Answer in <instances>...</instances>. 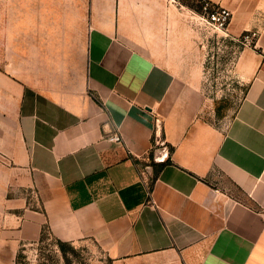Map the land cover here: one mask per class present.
Listing matches in <instances>:
<instances>
[{"label": "crops", "instance_id": "1", "mask_svg": "<svg viewBox=\"0 0 264 264\" xmlns=\"http://www.w3.org/2000/svg\"><path fill=\"white\" fill-rule=\"evenodd\" d=\"M208 1L257 33L224 126L197 114L182 4L0 0V248L47 227L89 264H264V0Z\"/></svg>", "mask_w": 264, "mask_h": 264}, {"label": "rangeland", "instance_id": "2", "mask_svg": "<svg viewBox=\"0 0 264 264\" xmlns=\"http://www.w3.org/2000/svg\"><path fill=\"white\" fill-rule=\"evenodd\" d=\"M182 4L192 26V41L197 47V58L201 83V98L198 116L217 126H224L239 104L248 84L234 69L240 48L239 38L213 29L202 16L215 5L208 0H172ZM194 49V48H193ZM98 249L91 241H64L45 231L42 239L25 243L11 254L8 248H0V264H89L97 256Z\"/></svg>", "mask_w": 264, "mask_h": 264}, {"label": "built area", "instance_id": "3", "mask_svg": "<svg viewBox=\"0 0 264 264\" xmlns=\"http://www.w3.org/2000/svg\"><path fill=\"white\" fill-rule=\"evenodd\" d=\"M209 1H206L208 4ZM210 4V3H209ZM208 25H210L213 29L223 31L226 33L227 26L229 24L231 18V11L225 7L214 6L213 9L206 11V14L202 16ZM256 31H247L240 35V41L244 45H251L256 37ZM239 38V37H238ZM112 139L120 140V136L117 133H114L110 136ZM162 146L158 155H154L153 159L156 162H164L166 161L169 151L164 145L163 140L157 138L155 140V146Z\"/></svg>", "mask_w": 264, "mask_h": 264}, {"label": "trees", "instance_id": "4", "mask_svg": "<svg viewBox=\"0 0 264 264\" xmlns=\"http://www.w3.org/2000/svg\"><path fill=\"white\" fill-rule=\"evenodd\" d=\"M166 162L167 161L159 162V163H152V164H153V166L155 167L156 170H160L166 164ZM45 231H47V227L43 228L40 239L43 238V235L45 234ZM57 241H58L59 244H63V242H64V241H61L59 239H57Z\"/></svg>", "mask_w": 264, "mask_h": 264}]
</instances>
